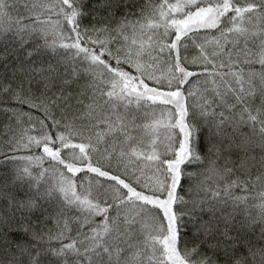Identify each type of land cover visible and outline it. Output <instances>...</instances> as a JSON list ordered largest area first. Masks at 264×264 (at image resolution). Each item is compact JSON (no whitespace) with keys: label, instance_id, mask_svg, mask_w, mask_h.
<instances>
[{"label":"snow or ice","instance_id":"1","mask_svg":"<svg viewBox=\"0 0 264 264\" xmlns=\"http://www.w3.org/2000/svg\"><path fill=\"white\" fill-rule=\"evenodd\" d=\"M0 264H264V0H0Z\"/></svg>","mask_w":264,"mask_h":264}]
</instances>
